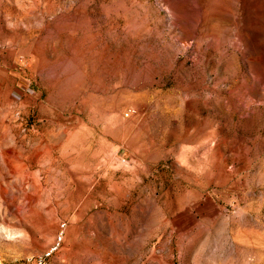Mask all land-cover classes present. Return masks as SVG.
Here are the masks:
<instances>
[{"label": "rangeland", "instance_id": "374dc122", "mask_svg": "<svg viewBox=\"0 0 264 264\" xmlns=\"http://www.w3.org/2000/svg\"><path fill=\"white\" fill-rule=\"evenodd\" d=\"M186 1L0 0V264H264V0Z\"/></svg>", "mask_w": 264, "mask_h": 264}, {"label": "bare ground", "instance_id": "6f19581e", "mask_svg": "<svg viewBox=\"0 0 264 264\" xmlns=\"http://www.w3.org/2000/svg\"><path fill=\"white\" fill-rule=\"evenodd\" d=\"M167 6L172 10V12L177 13L179 16L189 19L190 21H195L198 18V10L195 6L189 4L186 0H165ZM257 1V0H256ZM231 0H212L211 7L215 12L221 11V9L230 7ZM210 10V9H209ZM237 29V28H236ZM246 31L248 38L246 37ZM250 27L242 26L236 32V41L241 42L243 48L248 50L250 44L253 42L254 38H250ZM5 220V218H3ZM13 219V220H12ZM3 220L0 228V233L8 236L10 239L8 241L12 243H26V233L23 226V221L21 218H17L15 212L11 213L9 218H7V223ZM68 264V263H63Z\"/></svg>", "mask_w": 264, "mask_h": 264}, {"label": "built area", "instance_id": "2783aa9c", "mask_svg": "<svg viewBox=\"0 0 264 264\" xmlns=\"http://www.w3.org/2000/svg\"><path fill=\"white\" fill-rule=\"evenodd\" d=\"M64 227V223H60V230L57 234V237L51 242V244L41 253L36 255L35 257L29 258L28 264H48V259L52 256L53 252L56 251L59 247V243L62 238V229Z\"/></svg>", "mask_w": 264, "mask_h": 264}]
</instances>
